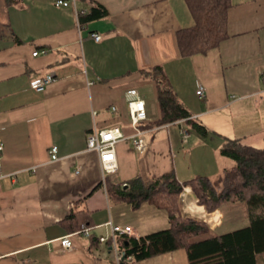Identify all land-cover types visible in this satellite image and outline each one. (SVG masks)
I'll use <instances>...</instances> for the list:
<instances>
[{
	"label": "crops",
	"instance_id": "1",
	"mask_svg": "<svg viewBox=\"0 0 264 264\" xmlns=\"http://www.w3.org/2000/svg\"><path fill=\"white\" fill-rule=\"evenodd\" d=\"M56 1L0 0V264H113L109 247L95 240L107 234L106 223L131 228L120 244L168 228L164 211L146 204L132 211L117 202L116 187L170 171L179 183L217 175L229 168L218 153L224 139L246 137L236 126L243 113L259 123L248 133L262 132L264 140V0H229L227 39L189 57L181 56L177 43V32L194 24L187 0H76L66 8ZM95 3L106 17L81 27L77 13H88ZM155 67L163 68L191 119L218 138L188 133L184 141L173 124L151 125L159 116L156 89L142 74ZM46 77L53 80L42 90L31 88ZM200 86L203 99L196 95ZM132 89L145 103L147 121L138 125L143 153L132 146L136 131L125 98ZM94 128H118L124 137L115 146L117 170L104 182L97 155L86 151ZM76 167L80 173L73 176ZM184 190L197 211L186 216L181 195L182 214L207 222L215 234L249 225L244 204L207 214ZM75 210L88 213L92 236H74L72 248L62 251L60 239L73 233L61 222ZM127 264L188 261L178 250Z\"/></svg>",
	"mask_w": 264,
	"mask_h": 264
},
{
	"label": "trees",
	"instance_id": "2",
	"mask_svg": "<svg viewBox=\"0 0 264 264\" xmlns=\"http://www.w3.org/2000/svg\"><path fill=\"white\" fill-rule=\"evenodd\" d=\"M187 6L194 24L177 32L180 54L183 57L205 55L228 37L229 0H187ZM106 15L105 8L95 3L88 13L79 15V24L84 27ZM3 33L0 27V37ZM12 38L15 44L20 43L15 36ZM142 77L151 80L156 89L159 116L152 126L182 121L200 136H208L206 127L191 119L187 108L178 100L163 68L155 67ZM218 153L233 164L215 176H197L179 183L175 173L170 171L154 178L136 177L126 188L116 187L115 199L128 204L132 211H138L146 204L164 211L168 218L166 230L139 239L129 238L120 244L126 256L132 257V262L184 250L188 264H258L257 255L264 254V148L225 138ZM186 188L193 193L196 204L208 214L224 204H244L249 225L217 235L204 221L184 216L181 195ZM61 225L68 233L86 229L90 226L88 213L75 210Z\"/></svg>",
	"mask_w": 264,
	"mask_h": 264
},
{
	"label": "built area",
	"instance_id": "3",
	"mask_svg": "<svg viewBox=\"0 0 264 264\" xmlns=\"http://www.w3.org/2000/svg\"><path fill=\"white\" fill-rule=\"evenodd\" d=\"M76 0H67L62 1L58 0L55 2V6L57 7H75ZM83 14V13H82ZM81 13H77L79 17ZM92 38L95 41H100L101 36L99 34H92ZM40 53H45L44 51ZM38 52L33 53V56H36ZM52 78L46 77L41 80H37L31 83V88L33 90H42L46 85L52 82ZM196 95L200 98H204V89L203 87H199L197 89ZM125 98L127 102L128 108V117L130 125L135 129L136 135L133 137L132 146L134 150L143 153L146 148L145 141L142 138L143 133L138 130V125L147 121L146 111H145V103L139 98L138 91L135 89L128 90L125 93ZM111 111L114 112L115 108L112 107ZM96 114V113H95ZM182 121H178L173 123V125H178L181 128ZM172 124H166L165 128H169ZM183 140L185 141L188 137V132L184 130H180ZM124 140V137L121 131L118 128H113L109 130H97L91 129L89 134L87 135L86 141V151L89 153H95L98 158V163L101 170V179L104 182V177L107 174H113L117 170V161L115 154V146L118 142ZM2 152V145L0 144V153ZM50 158L51 161L58 160L57 158V150L55 147L50 150ZM80 173V168L76 167L73 176H77ZM107 227L108 232L106 235L96 237V243L99 245H104L109 247L110 253L113 256V264H127L132 262V257L126 256L124 253V249L120 246V237L127 236L131 234L130 227H121L113 225L111 222H108L104 225ZM74 236H82L85 238H90L91 232L90 229H83L78 232H75L71 235L65 236L59 241L60 250L68 251L72 248L71 239Z\"/></svg>",
	"mask_w": 264,
	"mask_h": 264
},
{
	"label": "rangeland",
	"instance_id": "4",
	"mask_svg": "<svg viewBox=\"0 0 264 264\" xmlns=\"http://www.w3.org/2000/svg\"><path fill=\"white\" fill-rule=\"evenodd\" d=\"M243 116L241 119H238L239 123L236 122V126H238L239 129L244 130L243 133L244 135H246L245 138H241L243 144L246 145H253L254 147L257 148H264V146H262V144H264V140L261 139L260 135L262 134V132H255L252 134H249L248 131L249 129H254V130H258V124L254 125L252 120H248L252 118V115H249L247 113H243ZM254 125V126H253ZM247 127H250L249 129H247ZM173 131H178L180 132V130H184L186 132H188L189 134L196 136V138H200V139H204L206 137H202L200 136L196 131L193 130L192 126L186 125V124H181V128H179L178 125H175L171 128ZM209 131V130H208ZM215 135V136H214ZM262 136V135H261ZM208 137H214V138H218V135L211 132V130L209 131ZM207 139V138H206ZM209 139V138H208ZM217 143V140L214 141ZM229 162V166L230 167L233 163L232 161H230L229 159H226ZM187 189V188H186ZM185 191V190H184ZM184 193V192H183ZM193 194V193H192ZM183 195V194H182ZM183 204V203H182ZM197 205V204H196ZM198 206V205H197ZM199 207V206H198ZM208 214V213H207ZM211 214V213H210ZM186 215V214H185ZM188 216V215H186ZM191 217V216H189ZM194 218V217H192ZM197 219V218H195ZM200 220V219H199ZM203 221V220H201ZM205 222V221H204ZM207 225L208 223L205 222ZM258 263L259 264H264V255H262L261 257L258 258Z\"/></svg>",
	"mask_w": 264,
	"mask_h": 264
},
{
	"label": "bare ground",
	"instance_id": "5",
	"mask_svg": "<svg viewBox=\"0 0 264 264\" xmlns=\"http://www.w3.org/2000/svg\"><path fill=\"white\" fill-rule=\"evenodd\" d=\"M187 193V195L189 194V196L187 197L185 194ZM194 198L192 197L191 193L187 190V192H185L182 196V201L185 205L184 207V213L186 215L188 214H196L197 208H195L193 206V204H195Z\"/></svg>",
	"mask_w": 264,
	"mask_h": 264
}]
</instances>
